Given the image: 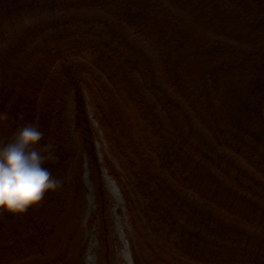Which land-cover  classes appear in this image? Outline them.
Here are the masks:
<instances>
[{
  "label": "trees",
  "instance_id": "trees-1",
  "mask_svg": "<svg viewBox=\"0 0 264 264\" xmlns=\"http://www.w3.org/2000/svg\"><path fill=\"white\" fill-rule=\"evenodd\" d=\"M169 1L238 42L258 40L203 39L162 0H0V143L38 124L37 148L54 153L45 166L62 182L23 214L0 211V264H84L70 97L99 264H117L121 247L103 170L124 199L134 264H264V0ZM34 15L43 19L21 26ZM134 35L152 42L156 65ZM88 95L117 164L98 159Z\"/></svg>",
  "mask_w": 264,
  "mask_h": 264
},
{
  "label": "rangeland",
  "instance_id": "rangeland-1",
  "mask_svg": "<svg viewBox=\"0 0 264 264\" xmlns=\"http://www.w3.org/2000/svg\"><path fill=\"white\" fill-rule=\"evenodd\" d=\"M165 2L166 6L170 7L175 11V13L181 17L187 18V20L191 23H193L197 28H199L197 31L201 38L214 41V42H223L228 44H237V45H243V46H255L254 42H256L257 38H252V40L248 41H240L238 42L237 39L234 37H231L227 33L220 32L215 27H210V24H206L200 21V19H204L206 17V14H203L202 12L198 11L197 14L194 13L191 10L186 9L185 7H179V5L174 6L170 3L169 0H162ZM215 6L210 5V13H213ZM198 15V16H197ZM92 18L97 19L98 22H107L113 29H116V23L111 18V15L104 16V15H93ZM43 19V16L34 15L31 17H26L24 21L22 22V27L30 26L31 24L35 23L36 21L39 22ZM134 40L138 43L139 47L145 50L147 55L149 57H152L154 59V65H156V55L155 51L153 50L154 46L152 45V42L149 41V39L146 36H139L136 35L133 36ZM258 37V35H257ZM137 38V39H136ZM264 42V37L260 40ZM154 94V93H153ZM68 126H69V132L71 134V137L74 142V148H75V154H76V162H79L84 159V164L82 167V181L83 185L86 189L83 205H82V211L79 215L80 220V230L81 232V239L82 242H86V252L84 257V264H99L98 258H97V252L99 249L98 245V227L95 226L92 229L88 228V221L89 219L95 214L96 212V204H95V196L93 187L89 180V171L87 167V162L83 153L82 145L79 142L78 136L75 133V114H74V106L72 103V98L70 97L68 100ZM87 110L88 114L92 120V124L95 127V131L98 133L97 135V142H96V149H97V156L101 164L104 165L105 159L109 158L116 164L118 163L117 160L110 154L109 147L107 145L106 139L103 135V133L99 130L98 124L94 119L95 110L94 105L92 104V100L90 96L87 97ZM103 180L105 184V188L107 190V193L112 198L114 203V208L112 210V219L114 223L115 228V235L119 239L121 247L118 249L117 252V264H134L133 255L130 249V243L128 242V233L130 232V225L128 220V215L125 210V204L124 199L122 197V194L116 185L115 181L108 175V173L103 170ZM73 212L70 210L69 216ZM73 226V224H72ZM147 227L145 226L143 229V233H147Z\"/></svg>",
  "mask_w": 264,
  "mask_h": 264
},
{
  "label": "clouds",
  "instance_id": "clouds-1",
  "mask_svg": "<svg viewBox=\"0 0 264 264\" xmlns=\"http://www.w3.org/2000/svg\"><path fill=\"white\" fill-rule=\"evenodd\" d=\"M6 119L7 113H0V121ZM44 135L38 124L29 122L18 127L9 142L0 143V211L23 214L61 186L45 166L54 153L37 148Z\"/></svg>",
  "mask_w": 264,
  "mask_h": 264
}]
</instances>
